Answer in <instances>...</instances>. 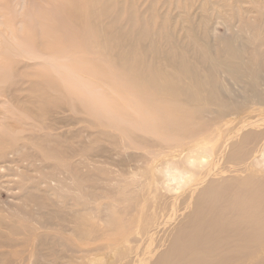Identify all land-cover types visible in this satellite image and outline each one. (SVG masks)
<instances>
[{
    "label": "rangeland",
    "instance_id": "374dc122",
    "mask_svg": "<svg viewBox=\"0 0 264 264\" xmlns=\"http://www.w3.org/2000/svg\"><path fill=\"white\" fill-rule=\"evenodd\" d=\"M187 3L0 0V264H88L92 252L118 253L149 211L137 194L152 181L132 176L126 191L117 161L133 156L144 169L157 153L205 145L263 108L264 3L205 0L197 16ZM103 188L113 197L90 198ZM73 211L83 223L69 219ZM94 222L101 229L87 233Z\"/></svg>",
    "mask_w": 264,
    "mask_h": 264
},
{
    "label": "bare ground",
    "instance_id": "6f19581e",
    "mask_svg": "<svg viewBox=\"0 0 264 264\" xmlns=\"http://www.w3.org/2000/svg\"><path fill=\"white\" fill-rule=\"evenodd\" d=\"M187 1V12L195 6L197 16L205 0ZM242 12L246 18L247 11ZM248 17L251 18L249 14ZM241 20L246 19L241 17L238 21ZM216 21L215 17L212 23ZM185 73L190 79L197 75L192 68ZM247 78L248 86L255 92L254 77ZM196 85L206 87L205 83ZM182 87L185 101L191 103L194 93L189 80L184 79ZM206 92L200 90L198 96L206 97ZM164 103L165 107H178L170 101ZM255 104L263 108L247 111V118L233 129V123H229L205 145L200 144V139L193 142L195 145H184L185 148L175 145L178 150L157 153L158 158L144 169L131 164L133 156L121 157L117 165L127 176L126 191L128 184L137 183L132 176L143 173L152 181L147 182L149 187L144 195L137 194L149 203V211L141 224L123 236L122 242L119 240L118 253L98 256L92 252L95 258L88 259V264H264V173L260 171L264 170V96ZM229 163L233 167H228ZM93 179L87 180L91 182L89 188L97 190ZM142 182L138 184L144 185ZM99 191H93L90 198L96 201L114 195L111 188ZM104 210L105 206L92 208L90 218L101 219ZM68 217L73 223H83L78 211L70 212ZM99 225L87 224V233L100 230ZM50 245L53 251L57 250L53 243ZM91 248L101 251L107 245L101 243ZM33 262L38 264L36 259Z\"/></svg>",
    "mask_w": 264,
    "mask_h": 264
}]
</instances>
